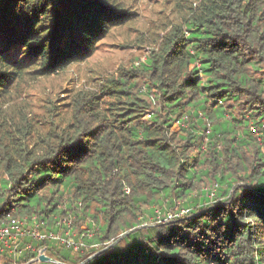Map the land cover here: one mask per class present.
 Wrapping results in <instances>:
<instances>
[{
    "label": "trees",
    "instance_id": "1",
    "mask_svg": "<svg viewBox=\"0 0 264 264\" xmlns=\"http://www.w3.org/2000/svg\"><path fill=\"white\" fill-rule=\"evenodd\" d=\"M132 14L119 0H0V99L27 74L15 52L54 74ZM99 87L72 95V121L41 147L0 141V219L36 215L64 235L63 216L90 217L89 249L35 242L67 264L127 231L82 264H264V0H199ZM179 200L186 215L139 228Z\"/></svg>",
    "mask_w": 264,
    "mask_h": 264
},
{
    "label": "rangeland",
    "instance_id": "2",
    "mask_svg": "<svg viewBox=\"0 0 264 264\" xmlns=\"http://www.w3.org/2000/svg\"><path fill=\"white\" fill-rule=\"evenodd\" d=\"M119 1L124 8L134 14L129 16L126 21L111 27L110 32L97 41L88 57L69 64L57 73L39 74L37 65L25 50L14 53L17 59L27 65V74L11 87L8 94L0 99V141L11 142L13 139H22L29 148L37 149L45 143V138L54 136L52 137L54 139L72 121L70 101L75 92L82 89L99 90L101 83L112 74L121 71L123 67L129 68L134 63L139 64L144 61L151 49L158 48L165 32L173 24L182 22L191 7L199 2V0ZM26 121L30 124L31 132L23 138L18 127H22ZM183 125L187 128L190 124ZM197 127L201 129L200 126ZM127 191H130V188H127ZM159 209L161 208L156 207L157 215L149 214L146 211L142 218L145 222L139 228L169 222L189 212L187 206L180 200L173 208L165 206V214H160ZM78 212L84 217L80 210ZM169 212L174 214L172 218L168 217ZM64 217L68 218V224L72 226L69 231L70 237L83 243L79 251L91 248L79 237L80 231H89L87 224L90 217L86 216L84 219L76 218L75 215H65ZM167 217L168 219L164 220ZM95 223L99 226L105 223L102 213H98ZM65 232L64 234H66ZM127 232L129 234L130 231ZM127 234L123 233L117 239L124 235L119 240L121 241ZM117 239L103 243L102 245L105 247L99 251L102 252ZM59 244L63 246L62 242ZM91 245L93 246V244ZM100 246L97 244L95 247L99 248ZM64 251L69 253L70 249L66 248ZM52 257L56 259L57 255L54 254ZM35 264L56 263L40 261Z\"/></svg>",
    "mask_w": 264,
    "mask_h": 264
},
{
    "label": "built area",
    "instance_id": "3",
    "mask_svg": "<svg viewBox=\"0 0 264 264\" xmlns=\"http://www.w3.org/2000/svg\"><path fill=\"white\" fill-rule=\"evenodd\" d=\"M173 216L174 214L172 212L168 213L169 218ZM168 217L164 220L168 219ZM160 220L162 219L160 218ZM61 222L70 226L68 224V218H62ZM40 227L36 215L21 217L9 213L4 219H0V254H6L13 258L11 264H35L36 262H31L34 258L26 263H20L19 259L30 252L37 253V256L42 253L48 254L47 247L37 248L35 246L36 241L55 238L62 242L63 245L75 250H80L82 248L83 243L75 241L70 237V230H67V232H65L66 234L60 235L43 231Z\"/></svg>",
    "mask_w": 264,
    "mask_h": 264
},
{
    "label": "water",
    "instance_id": "4",
    "mask_svg": "<svg viewBox=\"0 0 264 264\" xmlns=\"http://www.w3.org/2000/svg\"><path fill=\"white\" fill-rule=\"evenodd\" d=\"M128 233V232H127ZM125 233V234H127ZM124 236V235H123ZM122 236V237H123ZM122 237H120L119 239H117L116 241H114L113 243H111L108 247L104 248L103 251L107 250L109 247L113 246L115 243H117ZM102 251V252H103ZM101 252V251H99ZM99 252H96L95 254H93L92 256H90V258H88L87 260L91 259L92 257H94L95 255H97ZM38 261H42V262H53V263H56V264H67L65 262H62L58 259H55L49 255H47L46 253H42L40 254L39 256L35 257L31 262H38ZM85 262V261H84ZM82 262V263H84ZM81 263V264H82Z\"/></svg>",
    "mask_w": 264,
    "mask_h": 264
},
{
    "label": "clouds",
    "instance_id": "5",
    "mask_svg": "<svg viewBox=\"0 0 264 264\" xmlns=\"http://www.w3.org/2000/svg\"><path fill=\"white\" fill-rule=\"evenodd\" d=\"M48 255V254H47Z\"/></svg>",
    "mask_w": 264,
    "mask_h": 264
}]
</instances>
